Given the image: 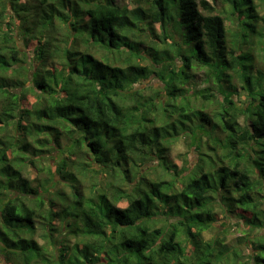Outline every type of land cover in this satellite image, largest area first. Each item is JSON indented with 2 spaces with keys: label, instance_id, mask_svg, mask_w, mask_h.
I'll return each mask as SVG.
<instances>
[{
  "label": "trees",
  "instance_id": "obj_1",
  "mask_svg": "<svg viewBox=\"0 0 264 264\" xmlns=\"http://www.w3.org/2000/svg\"><path fill=\"white\" fill-rule=\"evenodd\" d=\"M221 1L0 0L1 262L264 264V0ZM32 41L29 64L19 42ZM199 71L217 93L198 89ZM152 75L161 91L134 89ZM182 137L198 160L180 172L167 155ZM32 142L70 155L58 182L24 175L42 171L22 155L41 159ZM153 154L161 171L142 173ZM75 172L93 174L87 194ZM220 213L257 233L206 240ZM64 231L69 249L51 237Z\"/></svg>",
  "mask_w": 264,
  "mask_h": 264
},
{
  "label": "rangeland",
  "instance_id": "obj_2",
  "mask_svg": "<svg viewBox=\"0 0 264 264\" xmlns=\"http://www.w3.org/2000/svg\"><path fill=\"white\" fill-rule=\"evenodd\" d=\"M116 3L121 4V5H127L130 9H134L137 7V2L136 0H115ZM213 7L217 8V10H222V8L224 7L223 3L221 0H207ZM20 3L24 4V3H32V0H19ZM9 14L10 15H14V12L11 8V5H9ZM7 19L5 20V22L7 23ZM58 24V23H56ZM58 28H60L58 25H56ZM155 33L158 35L160 33V26L159 24L155 25ZM142 35H145L146 37L142 38L143 41L145 42V45H147L148 47H154V46H158V49L162 50V48L164 47L163 44H161V42L156 38V36L154 34H152L151 32L147 31L146 33H143ZM33 41L31 42L30 45V51L26 50L25 47V42H19V47L21 50V53L28 55L27 60L29 61V64L32 63V58H33V53H31V51L33 50ZM171 44V41L168 40L167 44H165V48L169 49V45ZM146 47H143V49H145ZM148 57L147 60L141 62L142 66H149L150 62H151V58L150 55H148V52L145 51V53ZM179 65H181V63H178ZM205 73L203 71H199L197 72V81H196V86L198 87V89L204 90V89H209L210 92L213 93H217L218 88L214 87L213 84L209 81L206 80V77L204 75ZM28 86H31V83L27 84ZM194 86V85H193ZM135 90H141L144 89V91L147 94L153 93V92H157V91H161L163 89V83L162 81L157 78L155 75H152L150 78L143 80L141 83L135 85L134 87ZM195 90L191 89V92H194ZM197 96V93H193V95L191 96L192 101H196L195 97ZM223 99V97H221ZM199 104L197 105L200 108V103H201V97H199L198 99ZM236 103L239 105L241 103V100H244V97H235ZM36 101V96L34 93H32L31 91L28 92V95L26 97L25 102L22 105V108H24L25 106L27 107H31L33 103H35ZM203 101V100H202ZM217 109L216 105H208L206 107V111L209 114H212V112H214ZM240 123L245 124L244 119H240ZM11 134L13 132H15L14 130H10ZM44 138V137H42ZM51 139V138H50ZM48 140L47 137H45V140L43 141V143H45ZM64 142V141H63ZM33 148H36L37 150H41L42 152L41 154V159H39V157H34V156H30L28 153H22V155L24 157H31L32 159H34L36 161V164L38 166V168H42V171H40L39 169L35 168V167H25L24 168V175L30 179V183L32 186H36V185H40L41 183H44V181L50 177L49 172L51 171V173L55 174L56 176V182H58L59 178V173L57 172V168H58V164L61 163L62 159L64 158V156H66V158L70 157V155L68 153H61V150L56 146L55 143H53L50 146H46V147H42L40 144L32 142ZM21 152V151H20ZM167 160L172 164L177 166L178 170H180V172L182 170H185L186 167L188 166V163L190 164L191 167H193L198 160V154L194 152L193 148H190L189 142L188 140H186L185 137L180 138L178 141H176L175 143H173L172 147H171V151L168 152L167 155ZM90 170V169H89ZM161 171V168L159 167V161L158 158L156 157V155H152L151 157H148L147 159V163L145 164V166L143 167V171L142 173H150V174H155ZM78 177L80 179H82V181L84 182V193H88L89 192V188L91 187V183H92V178L90 177L91 173H89V176L87 178H83V176L79 175L77 172H75ZM87 173H85L86 175ZM185 174V173H184ZM88 175V174H87ZM255 178H258L257 176H255ZM61 186H57L55 189L56 190H60ZM67 192H70V189H66ZM57 192V191H56ZM128 205L127 201H122L119 206L121 207H126ZM58 207L55 208V210H57ZM264 209V207H263ZM60 223L59 221H56L54 223V226H59ZM38 229V235L36 237V239L38 240L39 244L44 245L47 241L41 237V235L43 234V227L42 225H39ZM66 231L63 232V234L61 232H54L53 235L51 236L53 238V240H55L54 242L57 243H61V241H66L68 240V243H65L69 248L73 247L76 243V240L72 237L67 235ZM257 232H251V230L248 229V226L245 225V223L243 221H238L235 219L232 220H227L225 219L222 214L220 213L218 216V219L216 221L215 227L209 231H207L205 233V239L206 240H210L214 237L217 236H223L226 235L228 242L232 245L233 243H236L237 238L242 237V236H248L251 234H256ZM264 234V232L262 233ZM50 245V244H49ZM60 246L57 245L56 248H59ZM189 246L187 245V248ZM193 247V246H192ZM50 250L53 251L56 248H54L53 246H49ZM0 264H4V262H1L0 260Z\"/></svg>",
  "mask_w": 264,
  "mask_h": 264
}]
</instances>
